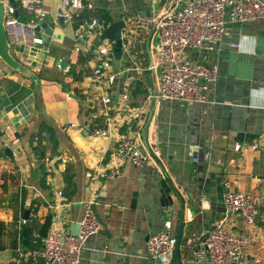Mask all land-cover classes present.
<instances>
[{"label":"crops","instance_id":"crops-1","mask_svg":"<svg viewBox=\"0 0 264 264\" xmlns=\"http://www.w3.org/2000/svg\"><path fill=\"white\" fill-rule=\"evenodd\" d=\"M187 1L82 0L84 8L62 20L60 0H41L47 15L35 20L49 21L52 52L43 53L42 47L11 49L13 58L29 68L36 81L0 60V223L4 226L0 264L17 262L24 212L29 213L28 220L39 223L51 215L56 227L69 232L90 208L101 229L86 240L79 264H159L147 256V239L163 232L175 237L180 225L179 258L173 255L169 264H195L198 238L217 225L237 235L260 236L264 229V19L226 25L217 52L210 56L217 77L207 103L148 99L156 86L148 32L135 31L123 39L117 59L113 45L109 46V74L115 76L111 85L96 82L93 76L97 49L104 45L96 39L104 29L97 21L101 14L108 15L110 23L126 21L137 15H160ZM17 11L19 20L32 19L22 9ZM92 20L97 23L94 31L80 28ZM189 57L199 63L196 52H189ZM103 98L111 100L108 110ZM97 127L113 132L112 137L94 136ZM119 135L129 136L148 154L149 162L136 167L115 156ZM109 169L119 174L103 177ZM70 176L74 191L67 199L62 193ZM164 180L172 201L165 207L160 194ZM21 190L26 191L23 206ZM226 191L258 197L253 226L237 215L224 214L221 196ZM233 264H264V239Z\"/></svg>","mask_w":264,"mask_h":264},{"label":"built area","instance_id":"built-area-1","mask_svg":"<svg viewBox=\"0 0 264 264\" xmlns=\"http://www.w3.org/2000/svg\"><path fill=\"white\" fill-rule=\"evenodd\" d=\"M16 7L6 5L4 20L5 34L10 48H41L43 39L35 32L36 20L44 18L47 10L41 0H15ZM62 5L58 18L70 20L72 14L84 8L82 0H60ZM17 9H22L32 19L21 21L15 17ZM264 19L263 0H188L182 7L170 8L160 15L132 16L124 23L122 38L126 39L138 32H148L151 57L150 70L154 73L155 88L148 99L179 101L188 104H204L209 101V92L217 77V65L210 56L217 52L221 38L229 22L245 23ZM95 20L84 21L81 29L92 32ZM133 31V32H131ZM80 34H77V40ZM97 49L98 65L93 69L96 82L112 84L115 76L109 74L110 51L113 42L102 41ZM237 48L238 45H233ZM78 50V49H76ZM153 52V54H152ZM189 52H196L199 63L192 61ZM123 100L126 96L122 97ZM108 110L109 98L102 99ZM114 129L113 131H115ZM109 130L97 127L92 134L96 137H112ZM9 136L12 137V134ZM115 156L127 159L132 165L142 167L150 160L147 153L126 135H119ZM256 148V145H253ZM117 169H109L103 177L114 178ZM61 197V193L57 194ZM221 206L225 215L239 216L247 225L253 226L258 212V197L250 193L226 191L221 196ZM22 220V224H25ZM52 218L46 237L38 249L23 252L20 258L40 260L43 264H79L86 240L100 231V223L93 211L86 209L79 223L76 236L56 227ZM264 239V229L260 236L237 235L222 225H217L202 233L194 251L195 264H233L238 257L259 239ZM176 239L168 233H159L147 239L145 249L150 260L159 264H169L173 258ZM19 263V261H17Z\"/></svg>","mask_w":264,"mask_h":264},{"label":"water","instance_id":"water-1","mask_svg":"<svg viewBox=\"0 0 264 264\" xmlns=\"http://www.w3.org/2000/svg\"><path fill=\"white\" fill-rule=\"evenodd\" d=\"M6 5H9L12 8L16 7V1L15 0H0V60L12 71L15 73L21 74L24 78L29 79L33 82L36 81L35 75L31 72L29 68H27L25 65H23L21 62H18L15 60L11 53V48L8 45L6 34H5V28H4V20L6 15ZM15 17H18L17 12L15 13ZM62 24V20L59 22ZM49 21H46L45 23L36 22V33H40L41 30H43L44 35H41L43 39V45H42V51L43 53L48 50V45L51 40V37H53L52 30L48 28ZM126 25L124 23V20H118L115 22L110 23L106 28H104L98 35H96V39L99 41H103L105 39H109L113 42L114 52L113 56L115 59L119 58L122 55V47L124 40L122 38V32L125 29ZM48 52H52V50H48ZM3 106V99L0 95V110ZM10 152L9 149H6V152ZM161 205L162 206H171L172 201L170 198V191L171 188L168 186V183L164 180L161 183ZM23 220L27 221L29 218V213L24 212L22 216ZM182 226H179V230L177 235L175 236L176 239V246L174 251V257L179 258L180 254V242L182 237ZM21 231V237H22V247L26 248L27 244L30 240V229L27 225H22L20 227ZM79 231V225L78 224H71L69 227V233L72 236H76Z\"/></svg>","mask_w":264,"mask_h":264},{"label":"trees","instance_id":"trees-1","mask_svg":"<svg viewBox=\"0 0 264 264\" xmlns=\"http://www.w3.org/2000/svg\"><path fill=\"white\" fill-rule=\"evenodd\" d=\"M84 16L85 15H83V17ZM97 21H98L99 24H102L103 28H106L111 22L110 18L106 14H101L97 18ZM43 130H44V127H41L40 131L42 132ZM47 132L49 134H52V130L51 129L47 130ZM38 140H39L38 142L41 143L40 142L41 139H38ZM39 157H41V158L43 157V152L39 153ZM70 179H71V176L69 177V182L66 183L67 184L66 189L62 193V195L64 197H66L67 199H69L71 197V195H72V193L74 191V185L71 183ZM70 187L73 188V190H70ZM25 197H26V191L25 190H21V205L22 206L25 203ZM27 210H29V209H27ZM23 212H24V210H23ZM14 220H15L14 223L16 224L17 219L15 218ZM50 224H51V215H48L44 219L43 223H39L38 220H36V219L27 220L26 221V225L30 227L31 238H30V241L27 244V247L24 248V247L21 246V250L23 252H27L29 250H34V249L40 248L41 245H42V240L46 237V235L48 233ZM3 227H4L3 224L0 223V232L3 230ZM16 235H17V231H16ZM19 239L21 240L20 236H19ZM16 248H17V239L15 238L13 243H12V249L16 250ZM17 261H19V263L16 262L17 264H43L42 261H40V260H34V259H31V258H26V259L20 258L18 254H17ZM16 263H14V264H16Z\"/></svg>","mask_w":264,"mask_h":264}]
</instances>
